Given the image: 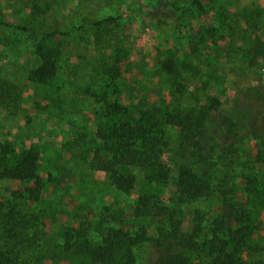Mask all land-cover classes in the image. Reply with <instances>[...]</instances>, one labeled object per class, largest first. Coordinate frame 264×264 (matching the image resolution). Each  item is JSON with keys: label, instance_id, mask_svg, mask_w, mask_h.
Segmentation results:
<instances>
[{"label": "rangeland", "instance_id": "rangeland-1", "mask_svg": "<svg viewBox=\"0 0 264 264\" xmlns=\"http://www.w3.org/2000/svg\"><path fill=\"white\" fill-rule=\"evenodd\" d=\"M38 44L59 52L58 70L45 83L29 76L41 63ZM255 45L264 46V0H0V80L14 83L19 95L16 113L0 105V165L13 166L32 148L43 181L33 201L13 195L36 186L34 180L0 179V210L19 203L39 216L43 235L26 248L25 263L101 264L79 247L97 245L110 228H119L132 235L146 231L148 239L133 246L136 264H158L163 253L180 250L191 255V264H209L210 253L183 247L184 238L199 224L202 244L212 237L216 218L236 228L244 213L252 233L241 264H264V162L255 161L264 135L260 144L253 136L241 138L230 156L235 163L215 157L218 164H208L213 194L196 200H182L177 187L183 161L176 155L178 126L163 118L159 125L168 143L162 154L167 179L116 161L105 143L112 142L115 123L139 121L156 107L185 111L216 96L222 112L232 111L242 91L264 84V47L256 55ZM171 59L175 71L167 69ZM6 146L14 153L4 154ZM102 164L134 174V188L119 191ZM248 173L259 178L254 193L245 189ZM69 231L74 238L67 249Z\"/></svg>", "mask_w": 264, "mask_h": 264}, {"label": "trees", "instance_id": "trees-1", "mask_svg": "<svg viewBox=\"0 0 264 264\" xmlns=\"http://www.w3.org/2000/svg\"><path fill=\"white\" fill-rule=\"evenodd\" d=\"M263 47L255 45L254 53L258 55L263 51ZM37 51L41 63L30 71L29 76L31 80L45 83L58 70L59 52L43 44L37 45ZM173 61H167L166 66L170 71H175ZM16 87L7 79L0 80V105L11 113H16L19 109ZM222 105L219 97L211 96L208 105L185 111L177 109L164 112L162 108L156 107L154 113L139 118L140 122L122 120L115 123L109 129L112 142L103 136L106 148L115 152L116 161L125 163L126 166L135 164L144 167L145 171H153L156 178L167 179L170 168L162 161V154L168 143L164 138L163 129L159 128L163 118L165 122L178 126L181 130V147L176 155L183 160L178 164L177 177V187L182 200L209 197L213 194V185L208 174V164L217 163L215 157L218 160L227 159V163H235L236 160L230 156L238 152L236 143L244 136H253L259 144L262 143L260 139L264 135V84L242 91V94L236 97L232 111L222 112ZM123 109L125 108L122 105L117 104L118 111ZM217 111V116L212 119V114ZM215 125L216 127L211 129ZM217 148L223 153L216 154ZM14 151V148L6 146L3 153ZM2 156L0 155V163L5 160V156ZM38 159L39 152L29 148L20 154L13 166L2 168L0 165V179L7 177L36 182V186H27L22 192L14 191V199H40L43 181L37 172ZM255 161L264 162V151H258ZM101 169L109 173L112 183L119 191L128 193L134 188V174H126L111 164H102ZM244 176L246 191H257L260 184L257 174L248 173ZM19 206V203H14L7 211L0 210V264H28L22 256L28 248L38 245L43 235V232L37 230L39 216L24 212ZM171 217L173 218L172 215ZM236 222L237 227L233 228L226 225L224 217L216 218L212 237L202 244L198 240L201 226L197 224L181 244L191 250L208 251L212 257L209 264H241L240 255L249 246L252 227L250 219L244 213L238 214ZM173 227V237L179 238L178 225L174 224ZM76 231L80 233V230ZM223 233H227L226 237H221ZM146 235V231L132 235L119 228H110L103 242L97 245L88 242L79 248L87 252L95 263L136 264L133 246L148 239ZM66 236V248L70 249L74 234L69 231ZM191 261V255L184 250L168 251L162 254L158 264H191Z\"/></svg>", "mask_w": 264, "mask_h": 264}]
</instances>
